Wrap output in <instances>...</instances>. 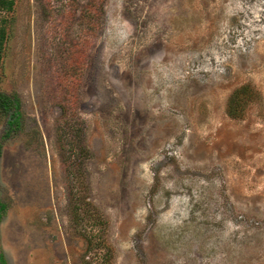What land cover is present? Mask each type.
<instances>
[{"label":"rangeland","instance_id":"rangeland-1","mask_svg":"<svg viewBox=\"0 0 264 264\" xmlns=\"http://www.w3.org/2000/svg\"><path fill=\"white\" fill-rule=\"evenodd\" d=\"M9 1L0 264H264V0Z\"/></svg>","mask_w":264,"mask_h":264},{"label":"trees","instance_id":"trees-1","mask_svg":"<svg viewBox=\"0 0 264 264\" xmlns=\"http://www.w3.org/2000/svg\"><path fill=\"white\" fill-rule=\"evenodd\" d=\"M12 2L9 0H0V63L2 60V54H3V49H4V43L6 40V30L5 26L2 25L4 24V19H2L1 13L4 10H11L12 9ZM2 19V20H1ZM247 89H250L249 87L247 88H242L237 90L232 98L231 101L228 104V113L232 118H238L239 113L241 112L239 110L240 104H242V101H239L237 104V97L239 94L243 93ZM19 99L15 95L7 94L2 91H0V114H6L10 116V122L9 126L10 129L6 135V137H10L12 132L14 131V126L15 124L18 123V112H19Z\"/></svg>","mask_w":264,"mask_h":264}]
</instances>
